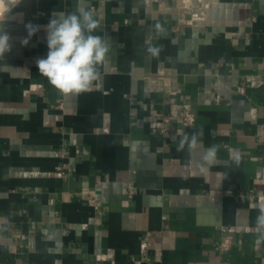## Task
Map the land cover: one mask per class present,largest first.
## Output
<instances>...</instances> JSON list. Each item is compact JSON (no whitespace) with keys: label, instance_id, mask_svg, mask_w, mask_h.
<instances>
[{"label":"crops","instance_id":"obj_1","mask_svg":"<svg viewBox=\"0 0 264 264\" xmlns=\"http://www.w3.org/2000/svg\"><path fill=\"white\" fill-rule=\"evenodd\" d=\"M78 3L111 52L91 91L64 95L36 60L53 12ZM6 32L0 264H264V0H22ZM185 133L197 147L177 151Z\"/></svg>","mask_w":264,"mask_h":264},{"label":"clouds","instance_id":"obj_2","mask_svg":"<svg viewBox=\"0 0 264 264\" xmlns=\"http://www.w3.org/2000/svg\"><path fill=\"white\" fill-rule=\"evenodd\" d=\"M22 0H0V58L11 51L10 35L6 32L7 20L12 10ZM45 26L48 52L45 58L36 60L39 74L49 84L64 95L80 94L91 91L94 82L99 78L100 66L104 64L111 52L110 37L96 34L101 29V18L93 9L78 3L72 12H53ZM27 37L21 41L27 45L29 39L39 31V25H25ZM157 35H166V29L157 22L154 25ZM146 53L158 58L162 48L146 41ZM191 151L197 147V134L187 133L179 140L177 151ZM218 145L210 146L203 159L213 163L218 152ZM254 207L258 210L255 221V232L264 240V202Z\"/></svg>","mask_w":264,"mask_h":264},{"label":"built area","instance_id":"obj_3","mask_svg":"<svg viewBox=\"0 0 264 264\" xmlns=\"http://www.w3.org/2000/svg\"><path fill=\"white\" fill-rule=\"evenodd\" d=\"M180 123L182 127H190L193 126L196 122V115L188 108H183L180 113ZM163 122L166 124L169 122L170 118L169 116H163L162 118ZM160 132L162 134H167L169 132V129L167 126H163L160 128ZM264 156V154H263ZM91 202H93V199H90ZM231 236H225L220 240V243L218 245L219 250H226L229 245L231 244Z\"/></svg>","mask_w":264,"mask_h":264}]
</instances>
